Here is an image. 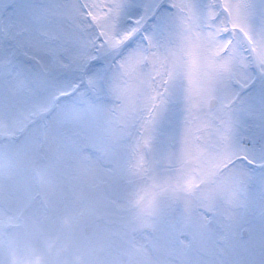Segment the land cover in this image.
<instances>
[{"label":"snow or ice","instance_id":"6c2138e0","mask_svg":"<svg viewBox=\"0 0 264 264\" xmlns=\"http://www.w3.org/2000/svg\"><path fill=\"white\" fill-rule=\"evenodd\" d=\"M0 264H264V0H0Z\"/></svg>","mask_w":264,"mask_h":264}]
</instances>
